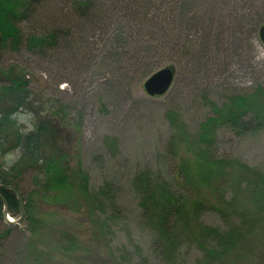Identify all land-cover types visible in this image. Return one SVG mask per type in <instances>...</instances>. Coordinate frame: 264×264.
<instances>
[{
  "label": "rangeland",
  "instance_id": "374dc122",
  "mask_svg": "<svg viewBox=\"0 0 264 264\" xmlns=\"http://www.w3.org/2000/svg\"><path fill=\"white\" fill-rule=\"evenodd\" d=\"M101 1L102 11L83 22L75 0H41L35 17L20 24L25 33L67 25L75 37L48 53L0 48V81L19 67L40 102L68 106L59 115L61 139L77 145L72 156H79L92 192L108 184L102 201L89 205L81 191L46 190L41 161L34 162L37 143L23 140L3 166L15 173L22 211H0V264H162L136 176L151 170L175 185V162L196 164L200 147L207 148L199 141L201 125L215 106L264 87V0H140L145 5L135 17L131 6L138 0ZM168 64L176 67L173 85L149 95L145 80ZM37 109L19 108L13 118L23 129L38 126L47 112ZM208 149L264 171V127L242 132L221 124ZM252 181L254 175L237 171L211 195L214 201L236 196L237 207L201 213L205 225L249 231L238 255L217 264H264V205L247 186ZM195 241L184 234L165 264H199L203 251Z\"/></svg>",
  "mask_w": 264,
  "mask_h": 264
},
{
  "label": "trees",
  "instance_id": "16d2710c",
  "mask_svg": "<svg viewBox=\"0 0 264 264\" xmlns=\"http://www.w3.org/2000/svg\"><path fill=\"white\" fill-rule=\"evenodd\" d=\"M39 1L41 0H0V48L8 44L12 49L25 46L33 52L48 53L51 49L62 47L74 36V31L67 25L46 26L43 30L25 33L20 24L35 17L39 11L35 3ZM74 3L83 22L90 21L102 11V4L105 5L101 0H75ZM144 5L140 0L135 1L131 6L134 10L131 16L135 17ZM7 72L0 81V98L4 100L3 107L0 104V211L5 209L12 214L22 211V199L18 194V184L14 181L15 173L7 172L3 166L8 152L24 147L23 140L29 146L37 143L34 162L37 166L38 161H41L40 167L46 174V190L66 187L70 191H81V197L89 202L88 205L102 201L108 194V184L92 192L88 187L89 176L82 169L79 156H72L77 145L65 144V140L61 139L59 132L62 129L59 128V123L62 118L59 115L68 106L58 104L50 98L40 102L38 95L30 88V79H27V73L23 69L15 66ZM35 107H38L37 112L40 111V114L42 111L47 112V116H43V121L38 126L23 129L18 124L17 117L13 118L14 113L19 108L22 112H29ZM214 110L215 115L201 125L199 141L204 142L207 148L200 147L195 155L196 164L189 159L175 162V185L161 179L151 170L141 171L134 180V186L141 196L144 220L155 231L154 248L163 257L162 264L168 262V253L179 246L184 234L196 240L202 249L199 264H217L223 259L238 255L249 231L244 230L240 224L230 229H220L205 225L200 219L201 213L210 207L220 210L237 207L236 196L229 199L220 196V201L217 199V202L211 197L214 195L212 189L222 191L225 183L237 171L255 176V181L247 186L252 188L264 205V171L236 158H217L208 149L214 130L221 124H229L242 132L264 127V87L259 86L255 92L247 94L231 95L227 103L215 106ZM169 116L177 130L181 129L177 113L173 111ZM171 152L174 155L177 153L173 149ZM16 164L19 166L20 161ZM204 186L209 194L204 192ZM174 187H178L179 191ZM258 224L259 220L252 223L253 226Z\"/></svg>",
  "mask_w": 264,
  "mask_h": 264
},
{
  "label": "water",
  "instance_id": "95a60500",
  "mask_svg": "<svg viewBox=\"0 0 264 264\" xmlns=\"http://www.w3.org/2000/svg\"><path fill=\"white\" fill-rule=\"evenodd\" d=\"M260 37L264 42V24L261 25ZM176 67L168 64L153 72L144 82L145 91L151 96H161L169 91L174 83Z\"/></svg>",
  "mask_w": 264,
  "mask_h": 264
}]
</instances>
